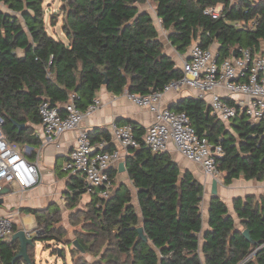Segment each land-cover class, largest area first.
Instances as JSON below:
<instances>
[{"label": "trees", "instance_id": "1", "mask_svg": "<svg viewBox=\"0 0 264 264\" xmlns=\"http://www.w3.org/2000/svg\"><path fill=\"white\" fill-rule=\"evenodd\" d=\"M147 1L62 0L50 26L54 28L61 17L63 39L48 31L44 0H0L8 7L0 6L2 132L10 140L38 143L40 138L26 123L41 122L39 106L45 100L62 108L76 94L77 105L86 109L104 87L114 94L126 89L148 94L180 78L182 70L164 51L154 17L140 10ZM150 1L180 52L196 42L210 47L218 41L220 55L226 57L239 47L257 50L264 39V0ZM217 4L224 5L219 18L203 13L205 7ZM251 21L253 27L237 25ZM172 108L187 112L198 133L208 132L213 143L222 145L219 168L226 185L238 178L264 180V121L253 123L238 116L225 123L212 114L206 99L195 96L182 98ZM13 120L26 127L19 130ZM131 124L141 137L145 131ZM90 134L93 141L112 137L109 130ZM125 163L133 186L122 182L106 199L91 195L87 223L81 232L75 231L85 253L75 247L74 264H239L264 242V194L234 200L242 229L225 200L212 196L202 242L201 181L190 170L182 171L168 151L153 152L143 141L129 150ZM111 170L115 177L116 169ZM71 178L66 202L73 207L86 190L83 175ZM23 211L37 217L41 234L36 239L56 242L60 240L56 232L65 233L64 228L54 229L60 208L50 218L37 209ZM140 226L147 240L140 236ZM246 228L253 241L243 235ZM17 252L15 241L0 239L1 264H20V259L14 260ZM88 255L98 259L91 262ZM246 264H264V248Z\"/></svg>", "mask_w": 264, "mask_h": 264}, {"label": "built area", "instance_id": "2", "mask_svg": "<svg viewBox=\"0 0 264 264\" xmlns=\"http://www.w3.org/2000/svg\"><path fill=\"white\" fill-rule=\"evenodd\" d=\"M223 12V4L211 5L203 10L206 16L213 19L219 18ZM237 25L253 27L255 22ZM181 70L183 75L171 80L162 89L148 94L128 89L122 93L137 105L156 112L155 121L141 137L136 135L131 123L112 124L110 141H93L89 130H79L75 148L63 169L68 175L84 176L85 193L105 199L111 197L116 189V180L110 169L125 158L130 149L139 147L142 141L153 152L167 151L168 143L172 141L177 151L201 165L206 175L217 177L222 174L219 168L220 157L224 155L222 145L213 143L208 132L198 133L187 112L160 108L159 103L166 93L194 89L201 98L209 99L212 114L228 124L238 116H244L253 123L264 121V39L257 50L239 47L226 57H221L219 48L203 47L196 42L189 48ZM76 98L78 96L72 94L62 108L52 106L46 100L40 104L43 146L56 142L65 132L78 129L83 119L101 104V100L95 98L86 109H82L77 105ZM0 131L1 198L5 184L28 190L40 184L41 175L38 163L24 155L19 142L10 140L1 128ZM13 226L11 216L0 217V239L6 240L11 235ZM263 248L264 242L239 264H246Z\"/></svg>", "mask_w": 264, "mask_h": 264}, {"label": "crops", "instance_id": "3", "mask_svg": "<svg viewBox=\"0 0 264 264\" xmlns=\"http://www.w3.org/2000/svg\"><path fill=\"white\" fill-rule=\"evenodd\" d=\"M140 10H148L151 12L159 28L160 39L165 46L164 51L173 58L176 63V67L181 69L184 60L187 58L189 49L185 52H180L172 44L169 37L170 31L163 27L162 21L158 17L156 7L153 2L148 0L146 3L141 4ZM219 46L220 43L218 41L212 45L214 48H219ZM18 52L23 55L22 49H18ZM192 96L202 97L199 95L198 91L191 88H185L180 93L169 92L163 96L159 106L160 108H172V106L182 98ZM96 98L101 100V104L97 107V109L91 115H88L83 119L78 129L65 132L54 143L43 146V128L41 126V122L26 123L27 125H31L33 127L31 133L32 135L39 137L40 141L38 143L21 141L19 144L24 155L30 161L38 163L41 182L36 187L28 190H21L16 185L5 184L0 198L2 201L0 202V217L11 216L13 224L16 227L13 233L6 239L7 241H11L14 232H16L18 229H27L31 231L32 236H35L36 231L39 230V224L36 215L32 213H26L23 211V209H37L42 212V216L48 215L49 218L50 213L54 208H60V210L64 209L65 204H67L66 194L69 190L72 178L71 175H68V173L64 172L63 166L69 159L72 150L75 148L76 136L79 130L87 129L92 133L99 129L111 131V126L114 123L126 124L131 122L145 131L146 128L156 119L155 111L141 107L126 98L123 94H114L108 91L105 87L98 91ZM206 100L208 103H210L209 99L206 98ZM167 151L169 152L172 159L179 164L182 171L190 170L204 185L205 192L201 209L203 216V229L200 234L201 240L203 242L204 233L209 228V206L211 200L212 180L214 176L206 175L201 165L186 159L181 153L177 151L172 141H169ZM121 161H125V158H123ZM119 163L120 161L114 164L111 170L114 171L116 169L114 177L116 180V187H118L122 182H126L129 186H133L127 169L125 172L119 171ZM217 178L219 180V196L227 203L229 212L235 218L237 227L242 229L240 223L241 220L235 212L234 200L240 197L245 199L248 195H255L256 197L263 195L264 180L257 181L254 179L246 180L244 178H238L234 179L229 185H226L224 183L225 174L223 175L222 173L221 175H218ZM207 194L208 198L206 199V203L205 195ZM85 196H89L91 198V196L87 193H84L81 198H84ZM39 241L40 240L37 239L36 245H38ZM42 242H44L47 246L54 245V241ZM15 243L19 251L20 243L18 240H16ZM30 253L33 255L35 264H37V247L36 249H30ZM87 259L91 262L95 260V258L91 255H88ZM202 260L204 261L203 254ZM20 264L27 263L23 259H20Z\"/></svg>", "mask_w": 264, "mask_h": 264}, {"label": "rangeland", "instance_id": "4", "mask_svg": "<svg viewBox=\"0 0 264 264\" xmlns=\"http://www.w3.org/2000/svg\"><path fill=\"white\" fill-rule=\"evenodd\" d=\"M61 4L62 0H44V6L46 9L45 18L46 22L48 23V31L55 37H62L63 39H65L60 31L61 17L58 18V23L54 28L50 26L51 16H53L56 12L58 13ZM0 6L3 10H8V7L1 3ZM207 198L208 194L205 195V200ZM90 201L91 198L89 196H85L84 198H80L79 201H77V203L73 207H70L68 206V204H65L64 209L57 214V221L59 220V222L56 223L54 228L55 231H57L59 228H64L65 233H61L59 235V232H56L60 240H56L57 243L54 242V245L52 246H47L44 242L39 241L36 253L37 264H74L72 250L75 248V246H73L71 242L69 244H66V240H75V231L81 232L84 225H86V221L89 216L88 211L89 209H91ZM105 246L108 247V244L106 243ZM54 248L56 249V251L61 248V250L64 251V254L62 256L58 255V252H53ZM78 255H76V257H78ZM96 259L98 258L96 257L95 260Z\"/></svg>", "mask_w": 264, "mask_h": 264}, {"label": "water", "instance_id": "5", "mask_svg": "<svg viewBox=\"0 0 264 264\" xmlns=\"http://www.w3.org/2000/svg\"><path fill=\"white\" fill-rule=\"evenodd\" d=\"M107 82H108V80L106 78L104 80V84H107ZM153 90H155V89H153ZM0 121L2 122L1 116H0ZM13 123L19 128V130H22L23 128L26 127L25 123H19L18 121H15V120H13ZM0 134H1V131H0ZM118 168H119L120 172H125L126 171L125 161H120ZM218 186H219V180L217 177H214L212 180L211 197L212 196H219ZM139 191H142V190H139ZM0 202H2V201L0 200ZM138 231L140 233V236H142L145 240L148 239L144 233V227L143 226H140L138 228ZM40 234H41L40 230L36 231V235H40ZM36 235L32 236L31 231H29L27 229H18L16 232H14V234L11 238V241L18 240L20 243V249L16 253L14 260L23 259L24 261H26L27 264H35L34 260H32V257L30 255V249H36V247H37ZM243 235L246 237V239L248 241H253L250 229H248V228L244 229ZM72 244H73V246L79 248L83 254L85 253V249L79 244L78 240H76V239L73 240ZM58 255H60V256L62 255L61 248H59V250H58Z\"/></svg>", "mask_w": 264, "mask_h": 264}]
</instances>
